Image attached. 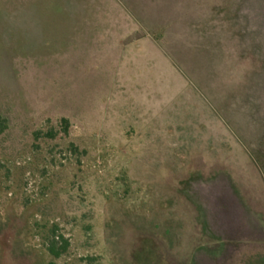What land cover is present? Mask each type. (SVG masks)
<instances>
[{
  "label": "rangeland",
  "instance_id": "obj_1",
  "mask_svg": "<svg viewBox=\"0 0 264 264\" xmlns=\"http://www.w3.org/2000/svg\"><path fill=\"white\" fill-rule=\"evenodd\" d=\"M0 115V264L263 257L264 0H0Z\"/></svg>",
  "mask_w": 264,
  "mask_h": 264
},
{
  "label": "trees",
  "instance_id": "obj_2",
  "mask_svg": "<svg viewBox=\"0 0 264 264\" xmlns=\"http://www.w3.org/2000/svg\"><path fill=\"white\" fill-rule=\"evenodd\" d=\"M70 128H71V124L69 119L63 118L58 125V130L52 128L45 133H41L40 131L36 134V136H38V138H43V140L45 139V140L53 141L56 140V138H58L59 134L69 136ZM6 129H7V119L4 118L2 115H0V134H2ZM72 148L75 152L77 151V148L73 144H72ZM47 243H48L46 245L47 251L54 259H60L63 255H65L68 252L70 248L69 240L65 239L63 235H59L57 226H54L52 230V237L47 239ZM262 258L264 259V255ZM262 258H258V256L251 258L247 264H259L257 262H259L258 260L263 261ZM87 260H88V264H100L94 258H89ZM49 264H55V263L50 262Z\"/></svg>",
  "mask_w": 264,
  "mask_h": 264
}]
</instances>
